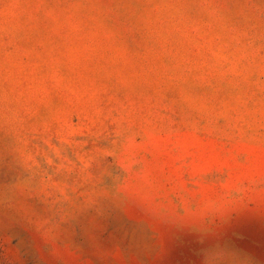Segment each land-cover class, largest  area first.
<instances>
[{
    "label": "rangeland",
    "instance_id": "obj_1",
    "mask_svg": "<svg viewBox=\"0 0 264 264\" xmlns=\"http://www.w3.org/2000/svg\"><path fill=\"white\" fill-rule=\"evenodd\" d=\"M0 264H264V0H0Z\"/></svg>",
    "mask_w": 264,
    "mask_h": 264
}]
</instances>
